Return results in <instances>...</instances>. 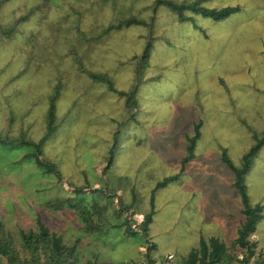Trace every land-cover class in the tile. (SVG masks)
I'll return each mask as SVG.
<instances>
[{
  "label": "rangeland",
  "instance_id": "374dc122",
  "mask_svg": "<svg viewBox=\"0 0 264 264\" xmlns=\"http://www.w3.org/2000/svg\"><path fill=\"white\" fill-rule=\"evenodd\" d=\"M35 1H2L0 25ZM154 1L47 0L8 37L0 34V134L13 137L0 142V221L17 253V231L38 219L68 243L77 237L79 262L93 264L145 263L151 241L153 264H167L201 236L228 247L236 234L244 202L221 156L240 165L264 128V0H201L239 8L220 18L185 8V19ZM127 16L145 22L103 31ZM97 72L106 77L92 78ZM50 104L53 127L38 156L60 177L23 156L35 149L18 139L43 135ZM242 176L248 203L261 212L249 238L264 250V142ZM68 183L88 186L76 194ZM66 191L89 206L97 229L85 231L74 207L49 205ZM151 195L144 236L136 226ZM119 200L130 207L117 210ZM126 215L138 233L111 226Z\"/></svg>",
  "mask_w": 264,
  "mask_h": 264
},
{
  "label": "trees",
  "instance_id": "16d2710c",
  "mask_svg": "<svg viewBox=\"0 0 264 264\" xmlns=\"http://www.w3.org/2000/svg\"><path fill=\"white\" fill-rule=\"evenodd\" d=\"M4 0H0L2 3ZM47 0H39L32 2L26 8V12L18 13L17 16L12 20L11 23L1 26L0 34L8 37L12 32L17 29V24L22 22L28 17V15L35 9L41 8L46 4ZM155 3H163L171 7L179 19L190 18L191 14L184 12L185 8H189L192 11H199L202 14L210 15L213 18H220L227 15L230 11L238 9V4H227L220 7H209L201 3V0H155ZM129 22H145L143 19L136 16H127L115 23H110L103 28V31H108L110 28L120 25L121 23ZM149 51V43H147L142 52V59L147 57ZM94 79L105 78L106 75L103 73H91ZM107 87L111 90H115L119 93H124L123 89H118L111 83H107ZM57 92L55 91L56 94ZM53 113V105L50 104L47 112V128L43 135L37 140L25 139L22 135L18 137L19 142L25 145L33 146L34 152H25L23 156L33 155L35 161L42 165L46 171L55 170L53 164L49 161L40 158V144L42 140L47 136L53 127L51 121ZM198 134L197 128L190 135V140L187 143V151L181 158V163H183L191 154L193 148V141L195 136ZM13 137L0 134V142L11 140ZM264 142V128L262 129L259 136H257L253 143L246 149L243 153V160L240 165H235L226 156L222 155V159L229 164L233 170V179L231 181L232 185L239 191L242 196L244 205L241 208L244 213V217L240 220L236 228V234L227 245L218 236L210 234L207 237H200L196 245L191 246L184 254L177 257H173L167 264H264V250L254 248V241H252L249 236L254 229V218L257 217L261 212L259 205L256 204L252 206L248 203L245 188L243 183V171L247 168L248 162L251 156L255 153L256 149L260 144ZM56 177H60L59 171L55 170ZM176 173L165 176L164 178L158 180L154 187L163 185L167 179L176 177ZM75 190V193H81L83 188L88 186V184H78L73 185L68 183ZM107 191V189H105ZM66 196L56 197L49 201V205L55 209H60L63 207H74L76 213L80 216L82 220V228L85 231H93L97 229V224L92 223L91 213L89 212V206L85 203L79 204V201L73 202L72 195L70 192H65ZM80 201L82 196H80ZM153 197L150 196V208L142 213V218L138 225L137 230L144 236H148L147 225L151 220V214L153 213ZM94 201V200H93ZM117 210L122 211V209L127 210L130 207L129 203L122 202L119 200L117 202ZM87 207H86V206ZM91 208L94 206L92 204ZM132 212H135L132 210ZM131 212V213H132ZM137 212V211H136ZM127 215L129 212H126ZM125 216L118 222L112 223L111 226L123 227L125 233L135 234L136 228L130 225V219ZM130 215V213H129ZM3 224L0 221V256L4 259V264H75L80 263L77 256L76 246L78 243V238L75 237L71 242H66L63 240L61 234L52 231L47 225L41 222L39 219L36 221L35 227L29 228H19L17 231L18 236V253L17 247L13 242V238L10 234L3 229ZM150 242V240H149ZM154 242L151 241L150 245H146L147 249L145 251V263L135 262V261H121L120 264H153L155 262V257L149 254V248ZM148 244V242H147ZM240 252L241 255L238 256L237 253ZM167 257L163 256L162 260H166ZM238 262V263H236ZM80 264H93L91 260H84Z\"/></svg>",
  "mask_w": 264,
  "mask_h": 264
}]
</instances>
